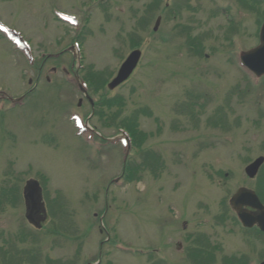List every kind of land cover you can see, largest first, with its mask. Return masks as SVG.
Instances as JSON below:
<instances>
[{
    "label": "rangeland",
    "instance_id": "obj_1",
    "mask_svg": "<svg viewBox=\"0 0 264 264\" xmlns=\"http://www.w3.org/2000/svg\"><path fill=\"white\" fill-rule=\"evenodd\" d=\"M211 1L0 0V20L23 34L31 56L0 36V264L264 259V237L233 225L227 205L240 187L264 192V164L254 179L244 173L264 157V78L258 86L235 69L236 51L257 43L264 7L227 0L238 22L226 24ZM79 34L82 65L67 50ZM133 49L141 52L137 67L108 89ZM88 68L104 81L87 94L94 104L112 101L110 115L76 83ZM73 115L101 139L78 133ZM122 120L142 141L127 155ZM125 157L136 164L129 179ZM30 178L43 186L38 230L25 225ZM213 245L212 257L201 258ZM190 249L201 260H186Z\"/></svg>",
    "mask_w": 264,
    "mask_h": 264
},
{
    "label": "water",
    "instance_id": "obj_2",
    "mask_svg": "<svg viewBox=\"0 0 264 264\" xmlns=\"http://www.w3.org/2000/svg\"><path fill=\"white\" fill-rule=\"evenodd\" d=\"M261 45L252 50L251 52H248L246 54V57L252 56V58L257 57L258 60H255L256 62H259V66H262V68H259L261 71H264V26L261 30ZM140 57V51L135 50L133 51L127 59L124 61V63L121 65L117 76L113 79V81L108 85L110 89L114 88L116 85L124 81L128 78V76L131 74L133 69L135 68L138 60ZM264 158L259 157L257 158L253 163L248 165L245 169V172L249 177L255 176L258 168L263 163ZM244 190L240 192V197H242L243 200L252 201L254 203H258L256 196L252 193H243ZM237 194V195H238ZM25 200H26V209H27V217L33 221L34 223H38L40 220H44V216H39V213H44L43 204L41 202V191L38 187L37 182L35 181H29L27 182V185L25 187L24 191ZM236 195V196H237ZM264 264V263H262Z\"/></svg>",
    "mask_w": 264,
    "mask_h": 264
},
{
    "label": "trees",
    "instance_id": "obj_3",
    "mask_svg": "<svg viewBox=\"0 0 264 264\" xmlns=\"http://www.w3.org/2000/svg\"><path fill=\"white\" fill-rule=\"evenodd\" d=\"M131 168V167H130ZM132 174H131V170L128 168V172H127V178H131Z\"/></svg>",
    "mask_w": 264,
    "mask_h": 264
}]
</instances>
